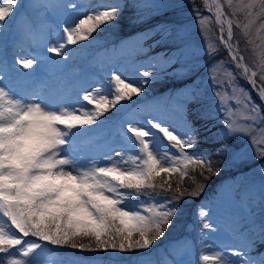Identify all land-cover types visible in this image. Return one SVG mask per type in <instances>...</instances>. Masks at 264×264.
Masks as SVG:
<instances>
[{"label": "snow or ice", "instance_id": "6c2138e0", "mask_svg": "<svg viewBox=\"0 0 264 264\" xmlns=\"http://www.w3.org/2000/svg\"><path fill=\"white\" fill-rule=\"evenodd\" d=\"M191 3L198 25L203 24L209 17L203 16L194 0ZM143 4L144 0H131V3L128 0H98L93 7L96 10L62 25V41L48 47L47 52L67 60L71 55L69 46H74V51L103 25L117 20L125 8L139 10ZM0 5H3L0 6L2 47L7 38L5 29L16 22L20 8L24 6L18 7V0H8L6 4L0 0ZM227 5L233 14L243 12L246 15L247 23L241 26L245 34L254 35L252 29L256 20L264 17V0H238L235 3L227 0ZM50 6L77 9L75 3L44 4L40 7ZM205 10L213 13L220 25V40L229 52L232 65L240 70L239 74L264 101V57L259 71L250 68L244 55L233 47L231 19L227 21L225 38L223 5L219 0H212L211 4L205 0ZM260 27L264 29V24ZM256 35L264 41V35ZM187 47L184 45L171 54L170 64L176 63L177 57L183 56ZM205 52L209 56L215 55V50L207 44ZM38 62L43 63L36 55H18L10 64V71L27 77L31 73L26 70L34 71ZM156 71L159 69L155 65L143 71L138 85L135 81L128 82V78L119 72H110L106 86H90L89 90L80 93V99L91 108L79 100L73 104L50 106L38 95L33 99L35 94L18 91L11 76L0 79V264H39L38 250L44 245L89 252L151 249L177 217L181 199L185 195L195 197L203 191L202 185L192 191L182 190L183 179L191 175L190 169L200 170L202 175L205 171L219 174V166L213 163L212 157L224 154L226 147L217 148L215 152L204 150L194 153L192 150L200 139L194 130L185 129V134L181 135L151 116L146 119L147 124L163 136L159 148L147 127L131 122L136 119L132 113L128 115L130 122L123 129L130 141H126V148L99 158L87 153L82 156L80 148H72L68 139L72 130L97 124L110 109H117V112L126 110L122 102L131 101L133 95H140L149 83L143 77L152 76ZM235 75L229 71L228 79L221 80L212 74L210 68L208 76L229 136L245 133L264 123V111L250 94L244 95L243 91L237 94V88L231 87L229 99L235 107L225 103L224 89L235 85ZM241 109L247 128L233 119ZM250 143L258 144L254 148L255 158L264 159V140L257 142L253 136ZM70 148L71 153L68 151ZM100 160L107 161V166H101ZM261 171L264 172V168ZM163 174L167 177L157 183ZM173 174L179 176L174 189L171 183ZM139 196L149 202L140 203L134 210L121 207ZM156 197L165 199L158 203ZM200 215L206 217L208 213L202 210ZM202 227L211 229L212 224L202 223ZM134 236L138 238L133 239ZM258 237L264 243V226L260 227ZM83 239L91 243H80ZM230 254L235 259L229 260L228 264H264V261L254 260L245 244L233 247ZM201 262L223 264L224 256L219 251L204 254L199 257L198 264Z\"/></svg>", "mask_w": 264, "mask_h": 264}, {"label": "rangeland", "instance_id": "374dc122", "mask_svg": "<svg viewBox=\"0 0 264 264\" xmlns=\"http://www.w3.org/2000/svg\"><path fill=\"white\" fill-rule=\"evenodd\" d=\"M7 2L8 0H3L4 4ZM194 2L200 7L203 16L209 17L203 24L198 25L191 0H144L139 10L133 8L125 15L121 13L120 17L111 24L103 25L88 41L81 42L80 49L77 47L72 51L74 46H69L71 55L67 60H61L48 53L47 48L62 41V25L65 22L72 23L80 15L96 10L93 7L97 5L98 0H18V7L21 4L24 7L20 8L16 22L5 29L6 41L13 31L14 39L8 40L10 57L3 49L4 45L0 47V61H6L0 63V72H2L0 79L11 76L16 89L25 94H35L33 80L48 82L45 92L33 95V99L38 95L50 106L73 104L77 98H80V93L89 90L90 86L105 85L110 72H119L123 77L128 78V82L135 81L138 85L143 71L150 69L152 65L159 69L152 76L143 77L149 80V83L140 95H133L131 101L122 102L126 110L117 112V109H110L97 124L71 131L69 142L72 148L78 147L82 150V156L87 153L89 156L99 158L126 148L128 138L125 137L123 129L124 125L130 122L129 113L134 114L136 118L131 121L132 123H142L153 133V140L158 148L161 147L163 136L147 124L148 116L168 124L181 135L185 134V129L195 131L188 119V116L194 114L192 108V113L188 115V108L192 102L197 104L199 117L204 121L211 120L212 124L208 130L214 127L207 137L201 138L204 143L199 141L192 151L211 152L209 148L212 149L214 144L218 143L219 148L224 146L227 149L224 154H220L226 158L225 160L212 157L214 164L222 162L228 164H223L224 170H219L218 175L215 171L213 173L205 171L202 175L200 170L190 169L191 175L183 179L182 190L192 191L202 185L203 191L195 197L185 195L181 199L177 216L181 215L183 218L177 223H172L165 231V235L156 240L151 249L137 252L111 250L89 252L44 245L38 250L39 264H169V262L198 264L201 255H211L217 251L224 256L223 264H228L229 260L235 259L230 254L233 247L245 244L247 251L257 248L256 244L251 245V242L255 238L259 239V229L264 226V172L261 171V168H264V159L255 158L254 148L258 144L252 145L250 138L255 136L257 142L264 140V123L248 129L245 133L227 135L222 123L223 114L219 111V102L213 95L212 85L208 80L209 69L211 68L212 74L221 80L228 79L229 71L236 74L235 85L224 89L225 103L229 106L235 107L233 101L229 99L232 96L231 87L237 88V94L241 91L244 95L250 94L257 105H261V102L256 97L255 91L253 96L247 79L239 74L240 70L232 65L229 52L220 40V30L210 12L205 10V0H194ZM219 2L225 12V17L222 19L225 22L229 19L233 21V46L239 49L245 57V62L253 70L259 71V65L264 57V41L256 34L264 35V29L260 27L264 24V17L256 20L252 29L254 35L248 36L241 26L247 23L246 15L243 12L233 14L232 8L227 5V0H219ZM235 2L238 0H234ZM61 3H75L77 6L85 7L77 9L40 7L44 4ZM130 8L128 7V10ZM137 17L144 23L154 20V24L129 40H125L124 37L119 38V31L125 29L123 22L129 24V21ZM156 36H160V39L154 40L150 45L145 44L148 38ZM104 43L111 44L109 49L111 57L107 60L96 58L91 64L86 53L92 57L93 52ZM206 44L215 50L214 56L207 55ZM159 45H166L167 49L158 52L157 55L150 53ZM184 45H188L184 55L178 56L177 62L170 64L171 54L176 53ZM25 54L36 55L43 63L38 62L34 65V71L26 70L31 73L27 77L11 73L9 65L12 60L18 55ZM221 61L223 63H220ZM76 65L80 68L71 70ZM173 65L175 68L170 70ZM85 75L90 78H86L84 84L67 86ZM167 82L183 84L174 90H166L165 93L158 92L157 89ZM81 104L85 106L84 103ZM85 107L91 108V105ZM262 107L261 105V111H264ZM242 114L243 109L236 112L233 119L247 128V122L242 119ZM196 135L198 136V133ZM72 148L68 149L69 153L72 152ZM100 165L107 166V161L100 160ZM223 176L226 179L212 190V182ZM166 177L167 174H163L158 178L157 183L162 182ZM178 179V174L172 175L173 189L177 187ZM207 191H211L208 196L205 195ZM155 199L159 203L165 197ZM148 202L145 197L139 196L122 204L121 207L134 210L140 203ZM202 210L207 212L208 216L202 217L200 215ZM202 223H211L212 228L204 229ZM243 227L244 231L241 230ZM137 238L138 236L133 237V239ZM79 242L91 243L88 239Z\"/></svg>", "mask_w": 264, "mask_h": 264}, {"label": "trees", "instance_id": "16d2710c", "mask_svg": "<svg viewBox=\"0 0 264 264\" xmlns=\"http://www.w3.org/2000/svg\"><path fill=\"white\" fill-rule=\"evenodd\" d=\"M129 1L128 2L131 3V0H129ZM132 9L133 8H130L128 10V7H127L126 11L123 14L125 15V13H127V11H131ZM149 26H150V23H141L140 22V18H133L131 21H129V24H127L126 22H123V27H125V29H123L121 31L123 32V31L129 29V32L127 34H125V35L129 36L131 34L137 33L139 31L137 29H139V28L140 29H146ZM159 39H160V36H157V37L154 38V40H159ZM151 41H153V39H151L149 42H151ZM165 47H166V45H159L152 52L157 53L158 51L163 50ZM173 67L175 68V66H173ZM181 84H183V83H179V82L169 83V82H167L165 85H163L162 87H159L157 90H158V92H165L166 89L175 88V87H177L178 85H181ZM194 103L195 102L192 103V106L190 107L191 109H190V112H189L188 115H190L192 113V108H193L194 114L190 115L189 119H190L191 123L194 125V127L196 129L195 131L198 133V135H200L199 138L200 139L202 137L205 138V137L208 136V134L211 133V131L213 130L214 127H212L210 130H208L209 126L212 124L211 120H205L204 121L203 118L199 117L198 114H197L199 112L197 110V104H194ZM195 105H196V107H195ZM202 140L203 139H201L199 141L202 142ZM202 143H204V142H202ZM214 145L215 146L212 149L209 148V150L212 151V152H215V150L217 148H219V144H214ZM213 157L217 158L218 160H220V159H224L225 160L226 159V158L222 157V155H215ZM223 164H224V162L216 164V165L219 166V170L220 171L224 170L223 166L225 164H227V163L225 162V164L224 165ZM217 179L218 178H216L214 181H216ZM182 218H181V215H179V216L173 218V222L172 223H177V221L178 220L181 221ZM184 218H185V216H184ZM255 244H256L257 248H254L253 250L249 251V253L254 258L255 261H257V262L258 261H264V255H262V253H264V243H261L259 241V239H257V240H255Z\"/></svg>", "mask_w": 264, "mask_h": 264}, {"label": "bare ground", "instance_id": "6f19581e", "mask_svg": "<svg viewBox=\"0 0 264 264\" xmlns=\"http://www.w3.org/2000/svg\"><path fill=\"white\" fill-rule=\"evenodd\" d=\"M212 3V1H208V4H211ZM214 11V10H213ZM213 14V13H212ZM224 35H225V38H226V34H227V29H228V24H227V22H225L224 21ZM219 30H220V25H219ZM251 85V84H250ZM251 87H252V85H251ZM256 93V92H255ZM256 97L260 100V102L262 103V104H264V101H261V99L259 98V96L256 94Z\"/></svg>", "mask_w": 264, "mask_h": 264}, {"label": "water", "instance_id": "95a60500", "mask_svg": "<svg viewBox=\"0 0 264 264\" xmlns=\"http://www.w3.org/2000/svg\"><path fill=\"white\" fill-rule=\"evenodd\" d=\"M251 89H252V88H251ZM261 105H262V106H263V108H264V104H262V103H261Z\"/></svg>", "mask_w": 264, "mask_h": 264}]
</instances>
